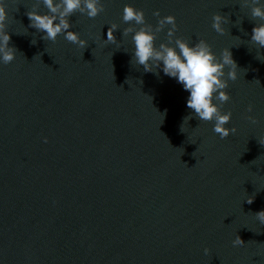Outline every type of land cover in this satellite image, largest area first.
I'll use <instances>...</instances> for the list:
<instances>
[{
	"label": "water",
	"instance_id": "water-1",
	"mask_svg": "<svg viewBox=\"0 0 264 264\" xmlns=\"http://www.w3.org/2000/svg\"><path fill=\"white\" fill-rule=\"evenodd\" d=\"M35 2L6 0L17 55L0 65V264H264V47L250 43L249 7L103 0L95 17L69 16L81 49L63 33L41 39L26 15ZM126 3L153 25L156 9L174 14L175 35L193 44L230 47L241 75L221 110L234 133L220 138L174 78L133 62ZM215 12L228 17L223 35ZM111 24L117 44L104 41Z\"/></svg>",
	"mask_w": 264,
	"mask_h": 264
},
{
	"label": "clouds",
	"instance_id": "clouds-1",
	"mask_svg": "<svg viewBox=\"0 0 264 264\" xmlns=\"http://www.w3.org/2000/svg\"><path fill=\"white\" fill-rule=\"evenodd\" d=\"M243 5L249 7V16L256 23L252 27L250 43L257 49L264 47V0H242ZM43 5L47 11H39ZM103 9V0H36L26 15L29 26L42 32L41 39L54 41L63 33L64 38L83 49L87 39L82 38L78 31L70 30L69 16L79 12L89 18L95 17ZM153 15L158 17L155 25L145 22L143 9L126 3L122 10V21L127 25L123 28V36L129 37L133 46V62L142 65L145 72L153 71L159 67L164 75L174 78L188 95L185 106L191 109L200 121H211L212 131L225 138L236 131L235 126H227L232 117L231 111H222L221 106L230 99L227 90L229 81L236 80L241 75L236 60L233 58L230 47L223 48L217 53L212 45L203 38L196 43L180 36H176V17L174 14L160 15L156 9ZM228 17L219 12L212 15V29L223 35ZM9 8L6 0H0V65L8 64L17 55L15 46L10 45V33L7 31ZM239 23V19L237 20ZM119 25L111 24L108 28L105 42L116 43L114 30ZM139 26V27H137ZM167 27L166 40L156 42L157 33ZM35 38L31 43H35ZM257 58L264 59L257 52ZM247 119L256 123V116L252 114L253 105L249 104ZM189 116L183 118L180 131L184 130ZM47 137L43 140L47 142ZM261 144L264 141L260 140ZM252 196L247 198L251 203ZM256 220L264 224V209L254 214ZM234 246L242 245L239 236L232 240ZM204 249V253H208Z\"/></svg>",
	"mask_w": 264,
	"mask_h": 264
}]
</instances>
